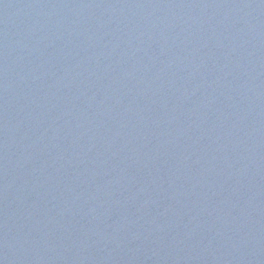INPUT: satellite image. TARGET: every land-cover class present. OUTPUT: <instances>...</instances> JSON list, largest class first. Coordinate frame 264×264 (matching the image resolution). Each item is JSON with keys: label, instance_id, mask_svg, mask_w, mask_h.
Masks as SVG:
<instances>
[{"label": "water", "instance_id": "95a60500", "mask_svg": "<svg viewBox=\"0 0 264 264\" xmlns=\"http://www.w3.org/2000/svg\"><path fill=\"white\" fill-rule=\"evenodd\" d=\"M0 264H264V0H0Z\"/></svg>", "mask_w": 264, "mask_h": 264}]
</instances>
